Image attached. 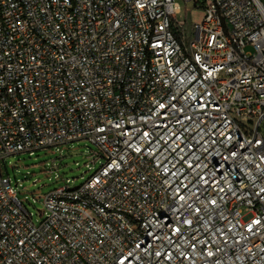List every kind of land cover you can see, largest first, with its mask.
I'll use <instances>...</instances> for the list:
<instances>
[{
  "label": "built area",
  "instance_id": "2783aa9c",
  "mask_svg": "<svg viewBox=\"0 0 264 264\" xmlns=\"http://www.w3.org/2000/svg\"><path fill=\"white\" fill-rule=\"evenodd\" d=\"M196 7L0 0V264H264V3ZM82 140L35 225L2 162Z\"/></svg>",
  "mask_w": 264,
  "mask_h": 264
},
{
  "label": "rangeland",
  "instance_id": "374dc122",
  "mask_svg": "<svg viewBox=\"0 0 264 264\" xmlns=\"http://www.w3.org/2000/svg\"><path fill=\"white\" fill-rule=\"evenodd\" d=\"M177 1L181 6L178 20L185 22L188 29L204 23L206 13L204 9L196 6L205 5L211 0ZM239 122L251 130L254 129L248 120L239 119ZM98 154L99 150L94 144L82 140L32 154L22 153L7 157L2 162V172L6 179L11 180L25 207L26 215L35 225H40L46 212L44 196L68 183L72 188L84 185L98 172L103 162Z\"/></svg>",
  "mask_w": 264,
  "mask_h": 264
}]
</instances>
